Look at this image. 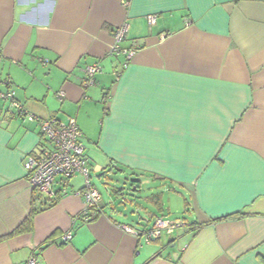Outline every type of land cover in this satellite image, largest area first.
<instances>
[{"label":"crops","instance_id":"obj_1","mask_svg":"<svg viewBox=\"0 0 264 264\" xmlns=\"http://www.w3.org/2000/svg\"><path fill=\"white\" fill-rule=\"evenodd\" d=\"M125 1L0 0V91L42 120L75 118L83 142L96 103L107 160L89 154L90 170L155 181L145 203L165 215L164 194L183 197L190 221L165 247L170 234L146 241L154 225H131L102 197L86 222L82 175L55 203L34 192L24 162L44 145L41 127L0 100V264H264V0ZM123 25L121 47L141 46L131 60L109 54Z\"/></svg>","mask_w":264,"mask_h":264},{"label":"built area","instance_id":"obj_2","mask_svg":"<svg viewBox=\"0 0 264 264\" xmlns=\"http://www.w3.org/2000/svg\"><path fill=\"white\" fill-rule=\"evenodd\" d=\"M130 5V0L125 1V6ZM149 23H156V16L147 17ZM128 27L123 25L115 30L114 44L111 47L110 55L123 54L127 60H131L137 53V45L129 49H123L121 43L126 40ZM101 72L98 64L88 66L85 69L84 85L89 88L95 84L96 76ZM64 92H59L58 97L63 99ZM0 100L10 102V108L18 111L20 116L30 122H37L41 127V138L43 147L36 154L27 156L24 162V168L27 172V178L32 190L48 200L54 201L57 197L68 194V186L71 180L77 175L84 178L83 190L76 192L77 196H83L86 202V210L83 219L88 222L91 218L87 215L92 208H98L101 202L99 192L94 188L90 181V169L86 157V148L82 141V132L74 118H70L67 123L61 122L56 118L42 120L36 116L28 114L23 106L15 99V92L7 90L0 91ZM184 223H174L158 218L152 229L146 232V241H156L161 239L162 233L172 234L176 229L184 228ZM124 230L132 232L129 227H123ZM137 236H142L135 232ZM72 233H66L62 239L69 242L72 239ZM26 264H40L35 258L31 257Z\"/></svg>","mask_w":264,"mask_h":264},{"label":"rangeland","instance_id":"obj_3","mask_svg":"<svg viewBox=\"0 0 264 264\" xmlns=\"http://www.w3.org/2000/svg\"><path fill=\"white\" fill-rule=\"evenodd\" d=\"M101 72L99 74H101ZM94 105L97 106L96 103H94ZM94 105L88 107L87 109H84V113H82L81 115V122L84 127L89 129V133L91 135L87 136V139L84 138L85 142H83V144L86 148V156L90 157V155L94 156L96 154L99 160H107L105 157V151L107 150L101 147L103 143L100 144L101 138L103 139L102 119L100 118L99 113L94 112L98 111L96 107H94ZM101 106L102 107H100L99 111H102L105 108L104 104H102ZM68 120L64 123H67ZM91 160L93 161V159ZM96 160L97 159L95 158V161ZM91 164L94 166V163ZM89 176L91 184L98 190L101 197L103 198V200H105L106 203L113 201L114 204L119 207V209L126 208L127 222L133 223L131 224L133 226L141 224L145 227V229H149L155 224L160 215L174 223L185 218L189 220L187 215L184 214L183 197H177L175 195H171L170 193H165L163 199L165 208L167 209L165 215L156 212L154 210V207L148 206L147 203H145V199L148 196H151L153 193H157V189L155 188V186L158 183L152 181L151 179L144 180L142 183L137 184L135 183L137 179L130 175L128 172H125L124 175H121L120 173L116 171L113 172L112 170L104 172L90 170ZM79 185L83 187L82 179L79 180ZM131 186H138V192L135 193L126 191V194H128V196L125 197L126 201L117 199L112 195V191L115 189L125 188L126 190H129ZM186 199L189 200L188 197H186ZM120 202L123 203V205H121ZM179 233H181L180 229H176L173 236L166 235L164 233L162 244L165 245V247H173L174 242H176L177 239L174 240L172 244H169V240L171 237H173L172 239L177 238V235Z\"/></svg>","mask_w":264,"mask_h":264},{"label":"trees","instance_id":"obj_4","mask_svg":"<svg viewBox=\"0 0 264 264\" xmlns=\"http://www.w3.org/2000/svg\"><path fill=\"white\" fill-rule=\"evenodd\" d=\"M125 41V40H124ZM133 45H137V47H138V50H140V48H141V46L139 45V43L137 42V41H134L133 43H132V45L131 46H133ZM130 46V47H131ZM129 47V48H130ZM128 48V49H129ZM33 154V153H32ZM60 197H57L56 199H55V201L57 202V200L59 199ZM55 201H54V203H55ZM102 210V209H101ZM101 210H100V206H98V208H92L91 210H89V213H88V215H87V217L88 218H91V219H93V221L94 220H96V219H98L99 218V216H100V213H101ZM38 212V209H35V210H33L32 211V213H31V215L29 216V218L27 219V221L24 223V225L23 226H21L20 228H19V230L17 231V233H19V232H22V231H29L30 229H31V227H32V221H31V219H32V215H34L35 213H37ZM238 217H240V215H234V216H230V217H227V218H238ZM226 219V218H225ZM207 225V223H203V224H195V230H199L200 228H202V227H204V226H206ZM173 242H171V244H172Z\"/></svg>","mask_w":264,"mask_h":264}]
</instances>
